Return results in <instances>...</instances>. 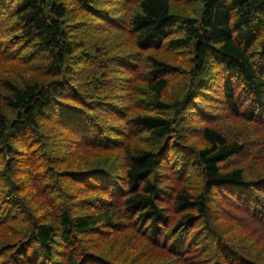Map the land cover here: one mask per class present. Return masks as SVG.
I'll list each match as a JSON object with an SVG mask.
<instances>
[{"label": "trees", "instance_id": "obj_1", "mask_svg": "<svg viewBox=\"0 0 264 264\" xmlns=\"http://www.w3.org/2000/svg\"><path fill=\"white\" fill-rule=\"evenodd\" d=\"M0 264H264V0H0Z\"/></svg>", "mask_w": 264, "mask_h": 264}]
</instances>
